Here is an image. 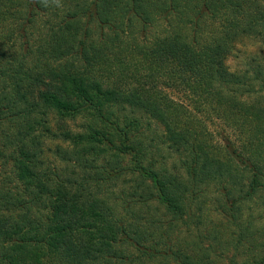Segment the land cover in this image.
<instances>
[{"label":"trees","instance_id":"16d2710c","mask_svg":"<svg viewBox=\"0 0 264 264\" xmlns=\"http://www.w3.org/2000/svg\"><path fill=\"white\" fill-rule=\"evenodd\" d=\"M0 264H264V0H0Z\"/></svg>","mask_w":264,"mask_h":264},{"label":"rangeland","instance_id":"374dc122","mask_svg":"<svg viewBox=\"0 0 264 264\" xmlns=\"http://www.w3.org/2000/svg\"><path fill=\"white\" fill-rule=\"evenodd\" d=\"M253 48L254 47H245L240 49V51L235 54L229 61L232 68H238L239 66H241L243 59L246 56V53L250 52ZM159 131L163 132V127L160 126Z\"/></svg>","mask_w":264,"mask_h":264}]
</instances>
